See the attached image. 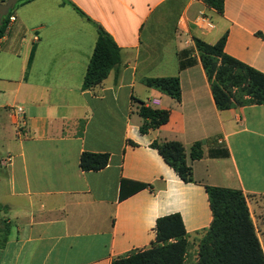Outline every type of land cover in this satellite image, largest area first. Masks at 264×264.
Here are the masks:
<instances>
[{"label": "crops", "instance_id": "1", "mask_svg": "<svg viewBox=\"0 0 264 264\" xmlns=\"http://www.w3.org/2000/svg\"><path fill=\"white\" fill-rule=\"evenodd\" d=\"M71 1L114 38L122 62L118 76L85 90L96 27L64 0L13 10L0 51V264H113L149 249L157 220L173 214L192 241L213 222L208 186L244 193L264 250V104L220 111L195 43L226 36V54L264 74V0H223L222 13L203 0ZM201 13L214 31L196 25ZM165 17L170 35L152 37ZM174 77L180 102L145 84ZM142 105L169 111V122L142 134ZM16 107L28 139L17 136ZM155 141L184 145L193 183ZM196 143L200 160L191 159ZM84 153L109 154V164L83 171ZM123 181L145 188L121 199Z\"/></svg>", "mask_w": 264, "mask_h": 264}, {"label": "trees", "instance_id": "2", "mask_svg": "<svg viewBox=\"0 0 264 264\" xmlns=\"http://www.w3.org/2000/svg\"><path fill=\"white\" fill-rule=\"evenodd\" d=\"M23 1L27 0L20 2ZM203 1L219 13L223 12V0ZM64 2L71 5L97 29L98 40L84 80V89H93L101 85L113 70L118 76L122 62L121 49L102 25L87 16L71 0H64ZM12 12L0 25V38L8 28ZM195 43L211 85L216 106L220 111L264 104V74L227 55L226 36L214 45L200 39H195ZM145 84L171 96L178 102L181 101V85L178 77L146 79ZM140 115L145 120L141 128L142 134L148 133L151 129H159L170 119L169 111L152 109L145 105L140 107ZM152 148L158 150L182 181L194 182L193 170L181 142L155 141ZM203 156V144L196 143L192 147L191 159L200 160ZM109 161V154L84 153L80 159V167L83 171H100L108 166ZM127 187H131L130 192H127ZM143 188L145 185L123 181L121 199ZM206 191L213 212V222L210 228L202 233L196 264H264V250L244 193L240 190L209 186L206 187ZM4 211L5 208L0 206V218ZM4 227L3 243H6L11 230L10 225L6 223ZM156 233V240L149 249L119 257L113 264H185L189 254L190 235L185 229L181 215L173 214L158 219Z\"/></svg>", "mask_w": 264, "mask_h": 264}, {"label": "built area", "instance_id": "3", "mask_svg": "<svg viewBox=\"0 0 264 264\" xmlns=\"http://www.w3.org/2000/svg\"><path fill=\"white\" fill-rule=\"evenodd\" d=\"M5 3V0H0V5H3ZM16 21L15 16H11L9 19L8 27ZM196 25L201 27L202 29L211 32L214 31L216 26L210 20L204 13H201L195 20ZM2 49V43H1V38H0V51ZM14 115H15V124L17 128V136L20 139H28L29 138V126L28 122L25 118V111L22 107H16L13 109ZM12 163V157H7L3 161V165L7 166Z\"/></svg>", "mask_w": 264, "mask_h": 264}, {"label": "rangeland", "instance_id": "4", "mask_svg": "<svg viewBox=\"0 0 264 264\" xmlns=\"http://www.w3.org/2000/svg\"><path fill=\"white\" fill-rule=\"evenodd\" d=\"M170 22H171L170 19H168L166 17H165V19L163 18L162 27L153 28L151 30V33H150L151 36L156 38V37H159V36H168V35H170L171 29L168 26H166V25H170L169 24ZM0 172L1 173L2 172L5 173V171L2 170L1 168H0ZM259 200L263 203V207H264V199L262 198V199H259ZM262 218L264 220V211L262 213ZM1 222L2 221H0V227L2 226ZM201 239H202L201 236H197V237H195L194 240H192V241L189 240V243H190L189 254L186 257L185 264H196V261L198 259L197 256H198V252H199V246H200Z\"/></svg>", "mask_w": 264, "mask_h": 264}, {"label": "water", "instance_id": "5", "mask_svg": "<svg viewBox=\"0 0 264 264\" xmlns=\"http://www.w3.org/2000/svg\"><path fill=\"white\" fill-rule=\"evenodd\" d=\"M20 1L21 0H7L3 5H0V25H2L3 19L15 9Z\"/></svg>", "mask_w": 264, "mask_h": 264}]
</instances>
